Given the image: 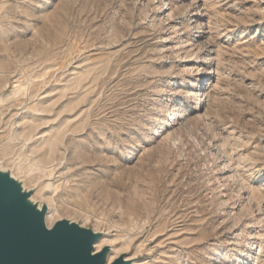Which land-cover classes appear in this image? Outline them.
<instances>
[{
  "label": "rangeland",
  "instance_id": "rangeland-1",
  "mask_svg": "<svg viewBox=\"0 0 264 264\" xmlns=\"http://www.w3.org/2000/svg\"><path fill=\"white\" fill-rule=\"evenodd\" d=\"M0 170L127 264H264V0H0Z\"/></svg>",
  "mask_w": 264,
  "mask_h": 264
},
{
  "label": "water",
  "instance_id": "water-1",
  "mask_svg": "<svg viewBox=\"0 0 264 264\" xmlns=\"http://www.w3.org/2000/svg\"><path fill=\"white\" fill-rule=\"evenodd\" d=\"M29 193L0 170V264H127L122 256L107 262L109 247L95 252L101 234L65 219L45 223Z\"/></svg>",
  "mask_w": 264,
  "mask_h": 264
},
{
  "label": "bare ground",
  "instance_id": "bare-ground-1",
  "mask_svg": "<svg viewBox=\"0 0 264 264\" xmlns=\"http://www.w3.org/2000/svg\"><path fill=\"white\" fill-rule=\"evenodd\" d=\"M51 219H52V215L47 214L46 215V219H45L46 220V224H48L51 221ZM101 242L102 241L100 240V241H97L94 244V248L96 249V251H98L103 246ZM114 258H115V256L112 255L111 253H109L108 258H107V262L108 263L111 262Z\"/></svg>",
  "mask_w": 264,
  "mask_h": 264
}]
</instances>
